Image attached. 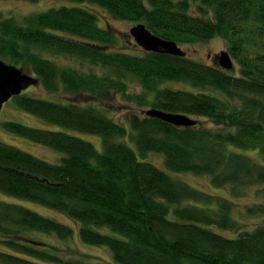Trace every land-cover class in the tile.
<instances>
[{
  "label": "trees",
  "instance_id": "obj_1",
  "mask_svg": "<svg viewBox=\"0 0 264 264\" xmlns=\"http://www.w3.org/2000/svg\"><path fill=\"white\" fill-rule=\"evenodd\" d=\"M63 1L70 5L31 16L21 25L0 17V61L28 72L47 95L66 97L56 102L20 94L11 98L18 109L99 136L102 151L66 132L5 122L4 132L62 157L50 164L0 143V193L66 216L78 224L79 242L106 248L111 264H264V0ZM86 6L112 20L142 24L177 46L219 38L237 70L140 48L138 54L124 52L117 48L120 33L100 28ZM167 82L188 84L195 92L163 88ZM109 94L145 109L142 116L129 113L127 120L140 159L162 155L167 172L206 177L213 187L233 194L261 187L254 194L262 202L244 208L245 216L260 218L259 224L242 230L245 224L231 217L233 202L142 162L117 142L127 134L122 125L74 100ZM150 109L203 119L214 128L192 119L194 126L173 127L145 116ZM247 152L258 154L262 164ZM102 228L120 238L96 230ZM72 234L66 225L0 201V264H91L76 250L38 238L63 242Z\"/></svg>",
  "mask_w": 264,
  "mask_h": 264
},
{
  "label": "rangeland",
  "instance_id": "obj_2",
  "mask_svg": "<svg viewBox=\"0 0 264 264\" xmlns=\"http://www.w3.org/2000/svg\"><path fill=\"white\" fill-rule=\"evenodd\" d=\"M70 3L63 1V0H39L36 3H25L20 1L14 0H0V17L1 18H10L17 24H24V20L46 12L49 9H55L61 6H69ZM89 11H91L94 15L98 18V25L100 28L111 27L113 30L117 31L121 35V43L117 47L123 48L124 52L130 54H138L141 50L135 46L133 39L129 36V30L133 27V25L120 22L117 20L110 19L109 16L106 15L102 10L86 6ZM179 49L185 53V57L193 62H197L199 64L208 65V66H216L217 65V57L219 56L220 52H226V46L224 42L219 38H213L206 43L202 44H193V45H183L179 46ZM232 61V60H231ZM233 71L237 70L236 64L232 61ZM231 71V70H229ZM23 75L29 76L30 74L22 73ZM31 77V76H29ZM32 78V77H31ZM131 87L135 88L134 92L139 94L142 93L139 87L131 84ZM129 90H132V88ZM163 88L173 90V91H185V92H195V89L191 88L188 84L185 83H175V82H167L163 84ZM21 94L26 95L32 98H45L51 101H60L61 98L66 97H54L52 95H47L42 88L36 83L33 86L28 87L24 92ZM75 101L84 104H90L95 107L101 114L105 117L113 120L114 122L122 125L127 131V134L123 139L117 140V142L124 144L131 150L136 152V155L139 160L142 162L149 163L153 165L156 169L165 171L172 179L179 180L183 183H186L191 188L206 193L213 197H218L222 199H228L229 201L233 202L236 206L233 207L231 211V217L234 220H237L240 223L245 224V227L241 225L242 230L250 231L252 230L257 224H259L260 218H251L247 217L244 214V208L252 207L253 204L261 203L262 200L259 196L254 194L255 190L260 189L261 187L257 188H250L247 190H243L237 194L229 193V189L227 188H215L213 187L209 179L206 177H195L190 174H172L167 172L163 167V157L159 154H148L145 159H140L135 145L133 142L130 141V129L127 125V120L129 113L135 112L138 115H143L145 109L138 108L134 103H127L124 102L122 99L119 98L117 95H106L96 100L92 101L90 99L84 98V96H77L74 99ZM192 120H198L203 125L207 127L214 128L208 122L203 119H195L190 118ZM5 122H13L17 124L24 125L26 127L37 129V130H44V131H53V132H66L71 134L81 140H84L91 144L97 152L102 151L101 146V139L99 136L84 134L75 132L72 130H67L59 125H54L47 123L31 114H28L20 109H18L13 99H9L3 106L0 111V143L13 147L23 153H26L30 156H33L39 160L50 164H58L62 154L53 151L49 148L31 143L28 140H25L19 136L12 135L6 133L2 129V124ZM243 153V151H240ZM244 154V153H243ZM247 154V155H246ZM245 155L251 158L254 162L262 164L261 157L256 153L247 152ZM0 201L17 204L28 209L35 214L53 220L57 223L66 225L70 227L73 231L72 237L63 242L57 241L54 237L50 236H43L40 235L38 238L44 243L55 245L63 248H68L70 250H76L82 256L88 257L89 260L92 261L91 264H95L93 261L101 262L102 264H111V255L109 251L104 247H93L87 246L79 242L78 240V224L73 223L70 219L66 216L58 213L57 211L48 209L36 203L27 202L24 200H20L17 198L9 197L0 193ZM191 205H199L197 203H192ZM99 233L102 234H109L115 237L120 238L118 235L112 234L107 229H96ZM215 233L228 237L231 236V233L227 231H222L218 228L213 229ZM0 250H3L0 247ZM78 254V253H77Z\"/></svg>",
  "mask_w": 264,
  "mask_h": 264
},
{
  "label": "water",
  "instance_id": "obj_3",
  "mask_svg": "<svg viewBox=\"0 0 264 264\" xmlns=\"http://www.w3.org/2000/svg\"><path fill=\"white\" fill-rule=\"evenodd\" d=\"M129 36L135 45L145 53L185 57V53L179 49L176 43L154 36L142 24L133 26L129 30ZM217 66L224 71L233 68L232 61L226 52H220L217 57ZM36 83V79L23 75L15 67L7 66L0 61V111L9 99L20 95ZM145 116L158 119L177 128L191 127L195 124L194 121L185 116L171 115L154 109L146 111Z\"/></svg>",
  "mask_w": 264,
  "mask_h": 264
}]
</instances>
